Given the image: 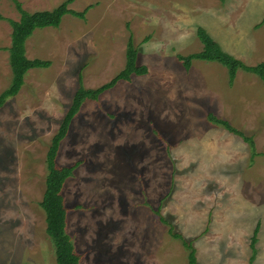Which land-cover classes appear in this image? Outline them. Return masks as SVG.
Listing matches in <instances>:
<instances>
[{"label":"rangeland","instance_id":"1","mask_svg":"<svg viewBox=\"0 0 264 264\" xmlns=\"http://www.w3.org/2000/svg\"><path fill=\"white\" fill-rule=\"evenodd\" d=\"M30 13L66 0H19ZM82 20L36 30L26 44L34 69L0 110V264H58L41 207L47 155L83 76L87 89L110 83L126 66L131 37L146 76H134L88 101L58 154L79 164L63 189L68 234L80 264H189L153 208L187 240L200 264H264V82L178 56L200 53L204 27L248 66L264 62V0H77ZM0 15L20 20L12 0ZM13 28L0 19V95L12 84ZM210 114L253 137L248 143ZM255 158V159H252ZM259 228L255 260L252 238Z\"/></svg>","mask_w":264,"mask_h":264},{"label":"trees","instance_id":"2","mask_svg":"<svg viewBox=\"0 0 264 264\" xmlns=\"http://www.w3.org/2000/svg\"><path fill=\"white\" fill-rule=\"evenodd\" d=\"M17 11L20 13V20L14 21L6 19L0 15L1 20L9 21L13 28L12 46L8 49L10 53V65L13 73L12 84L8 90L0 95V110L7 104L8 100L16 97L23 86L27 75L34 69H48L52 63L43 60H30L27 57V42L34 35L36 30L49 28L57 29L61 26L67 15L75 16L85 20L88 10L76 12L70 9L77 0H66L61 6L53 11L30 13L23 8L19 0H12ZM225 2L226 0H222ZM264 24V21L262 25ZM197 36L203 45V50L190 56L179 55V61L184 65L187 71H190L194 61L215 62L228 71L230 84L237 79L239 72H245L255 75L264 82V62L256 66H248L241 60L226 52L218 41H216L208 30L204 27H198ZM149 73L147 66L139 64V49L134 44L133 37L130 38L127 47L126 66L110 83L97 88L87 89L84 85L83 76H79V89L76 92L72 105L66 114L58 133L52 140L51 147L47 155L48 176L46 182V192L41 203V207L46 213L47 234L51 238L58 264H80V257L76 252L72 237L68 234V209L63 196V189L69 178L74 175L79 166L60 167L57 158L63 141L69 136L71 127L76 117L79 115L83 106L88 101L98 102L101 96L114 89L120 82H131L134 76H146ZM208 120L225 128L229 133L243 139L253 152V157L257 156L255 141L253 137L247 136L242 131L234 128L229 122L217 118L210 114ZM255 159V158H252ZM154 213L160 222L169 227L170 235L180 240L188 251L189 264H200L197 256V249L194 240H187L182 234L176 231V227L161 212V206L153 208ZM259 228L256 229L252 238L251 249L254 253L252 261L255 260L257 252Z\"/></svg>","mask_w":264,"mask_h":264}]
</instances>
